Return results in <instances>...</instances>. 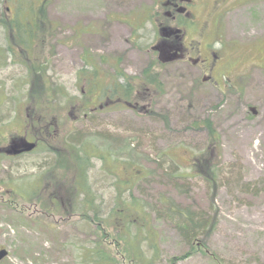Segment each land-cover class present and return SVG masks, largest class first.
<instances>
[{
  "label": "rangeland",
  "instance_id": "rangeland-1",
  "mask_svg": "<svg viewBox=\"0 0 264 264\" xmlns=\"http://www.w3.org/2000/svg\"><path fill=\"white\" fill-rule=\"evenodd\" d=\"M150 6L149 0H55L47 17H35L36 30L45 32L38 31L29 50L47 67L49 91L19 67L16 44L8 46L10 33L0 30V147L25 134L35 137L28 109L43 105L45 123L57 119L55 149L70 158L82 144L94 150L86 178L96 194L92 211L76 206L80 215L65 201L58 208L43 204L42 188L61 185L58 173L45 181V152L0 154V249L9 252L0 264H89L85 256L99 226L119 238L115 209H128L126 201L134 208L131 220L149 218L162 255L157 264L183 256L177 264H264V0L217 21L214 48L224 60L213 79L154 58L155 28L128 21ZM44 34L49 40L42 43ZM153 73L156 89L147 86L146 75ZM107 90L131 103L140 98V109L100 110L97 98L104 100ZM89 92L86 112L71 106L82 105L87 99L81 95ZM211 163L218 166L214 178L207 176ZM72 179L65 189L72 190ZM161 201L206 220L193 244L184 242L176 218L161 214ZM84 213L98 219L90 223ZM201 246L204 251L195 248Z\"/></svg>",
  "mask_w": 264,
  "mask_h": 264
},
{
  "label": "trees",
  "instance_id": "trees-1",
  "mask_svg": "<svg viewBox=\"0 0 264 264\" xmlns=\"http://www.w3.org/2000/svg\"><path fill=\"white\" fill-rule=\"evenodd\" d=\"M15 24H17V21L15 22ZM10 34H9L10 37L8 36L9 39H13L16 42V46L14 48V50H17L16 56L18 58L21 57L19 58L21 59V61L16 60L19 64V67H23L27 69L28 77L30 78V75L31 76L33 75L34 77L31 78L35 79V83L37 85H40V82L42 83L41 84L42 86L40 85L38 89L43 88L44 90L49 91L47 88L48 87L47 81L44 77L47 69L46 65L37 64L33 58L34 55H30L29 53V50L32 49L31 45L33 44V41H38L37 39L40 35L35 34V37L31 38V36L27 37V36L15 35L14 33H10ZM19 40L22 41V43H19ZM22 44H26V45H22ZM6 51L12 52L13 49L8 48ZM46 64H48L47 61ZM146 78L149 82H151V84H147L148 87L156 89V86L160 85L158 74L153 73L151 76L146 75ZM129 88L130 89L128 91L130 92L131 85ZM91 95L92 93H90L89 96L87 94H82L81 98L87 100L82 101L84 102L82 105L81 103L80 104L77 103L76 105V101H72L71 106L78 108L79 111L82 110L86 112ZM43 98L48 99L49 96L43 94ZM35 105L36 103L34 105H31L30 108L28 109V111L30 110V115L32 114L30 117V121L28 120V125L31 128V130L34 131L35 133L34 138H35V142L37 143V149L34 152L38 151L39 149H42L45 152L46 160H47L46 165H44L43 167L44 170L46 169L45 181L48 180V175L50 178L53 173H58L60 179L59 182L61 183V185L59 183L57 184L53 183L52 185H49L48 183L46 187L42 188L44 195L41 198V201L42 200L44 201L43 204H47L48 202H51L54 206H56V208H58V205L60 206L61 203L64 201L70 203L72 206L75 207L81 204L82 207L88 205L89 209L92 211L93 210L92 206L94 205L95 202L94 198L96 194L91 193L92 188L88 185L86 176H88L87 172L90 169V161H91L90 158L92 156H95L94 150L89 149L88 148L89 146L82 144L80 149L74 148V150L70 151L72 158L64 156L63 152L67 153V151H63L61 149H55L56 146L53 145L56 142L53 140H55L54 134L56 132L57 119L56 121L52 119L53 122L45 123V121L42 118V112L45 110L43 108V105L37 104L38 109H36ZM84 116H86V114ZM208 128L210 129L211 136L214 138L216 144L218 142V138L215 137V133L211 130L210 124ZM69 137H72L73 138L72 140L74 141L75 136L71 135ZM213 144L214 143L212 142L211 147L213 146ZM213 148L214 151L213 149L210 151V157H212L216 152L215 145L213 146ZM99 158L104 159V157L102 156H100ZM71 172H73V174H71ZM217 174H218V166H215L214 164L211 163L208 168L207 176L214 178L216 177ZM170 176L173 178H178L177 180L181 179V177H177L173 173H171ZM70 179H72L73 181L72 186H70L72 190L65 189L66 185L68 184V182L66 181H70ZM55 184H56L55 191L52 189L51 191H49L50 188H55ZM61 189H63V191ZM32 194L33 193H31V195ZM89 194H91L92 198H89ZM87 195L89 199L86 201L85 197ZM119 198L120 200H122V196L121 197L119 196ZM161 202L163 204V210L161 214H163L166 217H171L174 219L176 218L179 222L178 229L181 231L182 234L184 233V239H185L184 242L186 244H191V243L193 244V242L196 240L195 237V235L197 234L196 229L203 227V224L206 223V220L201 218L198 219L194 218L191 211L182 210L176 207L172 202L171 203L167 201H161ZM125 204H126L125 207L128 209H122L121 207H117L115 209V215L117 217H115L114 220L115 223L114 231L117 233V236L119 238L116 239L114 237L106 236L105 231L108 230V227L101 225L103 226V228H101L99 226L97 230V239L92 240V242L89 244L88 247L89 250L87 249L88 251L85 256L86 257L85 260L89 264H121V262L125 264H157L158 261L161 260L162 255L159 249L157 236L156 233L151 230L148 216H143V219H140L139 217H134L135 220H131V213L134 208L133 209L130 208L131 205H129L127 201L125 202ZM79 209L80 206L75 208V210L80 215ZM83 215L84 218L88 220L90 223L95 222V220L98 219L97 215H94L93 221L86 216L87 215L86 213H84ZM195 248L197 250L204 251V246L195 247ZM110 249H114V251H118V252L119 250H121V254L117 255L118 252L117 253L113 252L112 254L110 252ZM142 249L152 250L153 252L152 256H150L149 253L147 252H142ZM184 257L185 256L177 257L171 259L169 262L170 264H177V262L183 260Z\"/></svg>",
  "mask_w": 264,
  "mask_h": 264
},
{
  "label": "flooded vegetation",
  "instance_id": "flooded-vegetation-1",
  "mask_svg": "<svg viewBox=\"0 0 264 264\" xmlns=\"http://www.w3.org/2000/svg\"><path fill=\"white\" fill-rule=\"evenodd\" d=\"M54 1L0 0V30L6 36L10 32L31 38H34L35 34L40 35V31L44 33L45 30H36L35 17H47ZM149 2L151 4L149 11L135 14L133 19L128 21L131 25L155 28L156 33L151 46L154 58L163 63L187 64L203 73L204 79H213L224 60L223 55L214 48L220 37L216 28L217 21L225 13L239 9L251 0H149ZM20 17H28L29 23H22ZM16 21L22 24L18 26L15 24ZM48 40L44 34L42 43ZM4 42L7 45L16 44L13 39ZM19 43L22 41L19 40ZM262 62L264 66V58ZM93 74L96 76L97 72ZM137 90V96H140L142 91ZM106 94L104 100L101 97L97 98L100 110L108 107L113 109V112H118L115 109L120 105L132 111L140 109V98L131 103L114 91L107 90ZM25 138L29 142L34 141L28 136ZM24 143L22 139L17 144ZM10 144L11 141L7 147H0V153L5 152Z\"/></svg>",
  "mask_w": 264,
  "mask_h": 264
},
{
  "label": "water",
  "instance_id": "water-1",
  "mask_svg": "<svg viewBox=\"0 0 264 264\" xmlns=\"http://www.w3.org/2000/svg\"><path fill=\"white\" fill-rule=\"evenodd\" d=\"M36 145L33 143L26 142L24 145L21 146V149H18L19 147L15 146L12 152H10L13 155H19L24 152H31L35 149ZM8 256V252L6 250H0V261L4 260Z\"/></svg>",
  "mask_w": 264,
  "mask_h": 264
}]
</instances>
